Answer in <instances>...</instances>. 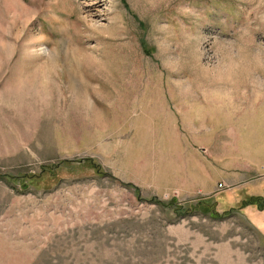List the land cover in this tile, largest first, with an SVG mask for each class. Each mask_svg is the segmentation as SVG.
<instances>
[{"label": "rangeland", "instance_id": "374dc122", "mask_svg": "<svg viewBox=\"0 0 264 264\" xmlns=\"http://www.w3.org/2000/svg\"><path fill=\"white\" fill-rule=\"evenodd\" d=\"M0 264H264V0H0Z\"/></svg>", "mask_w": 264, "mask_h": 264}]
</instances>
